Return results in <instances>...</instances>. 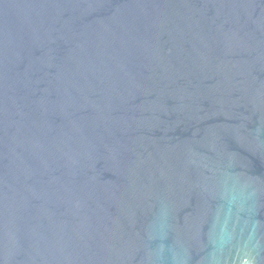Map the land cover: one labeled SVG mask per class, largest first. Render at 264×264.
I'll return each mask as SVG.
<instances>
[{"label": "water", "instance_id": "obj_1", "mask_svg": "<svg viewBox=\"0 0 264 264\" xmlns=\"http://www.w3.org/2000/svg\"><path fill=\"white\" fill-rule=\"evenodd\" d=\"M0 264H264V0H0Z\"/></svg>", "mask_w": 264, "mask_h": 264}]
</instances>
